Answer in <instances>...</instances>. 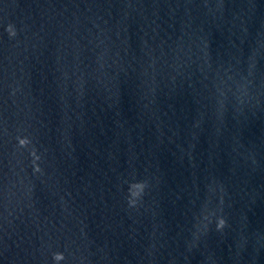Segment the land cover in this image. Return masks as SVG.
I'll list each match as a JSON object with an SVG mask.
<instances>
[{
	"label": "clouds",
	"instance_id": "clouds-1",
	"mask_svg": "<svg viewBox=\"0 0 264 264\" xmlns=\"http://www.w3.org/2000/svg\"><path fill=\"white\" fill-rule=\"evenodd\" d=\"M9 27H11V26H9ZM8 31H9V30H8ZM9 32H10L11 34H13V35L15 34L13 30H12V31H9ZM25 143H26L25 140H23V139L20 140V144H21V145H23V144H25ZM224 223H225L224 220L221 219V220L219 221V225H218V226H219V227H222V226L224 225ZM54 259L57 260V261L62 260V259H63V254H61V253H57V254H55Z\"/></svg>",
	"mask_w": 264,
	"mask_h": 264
}]
</instances>
